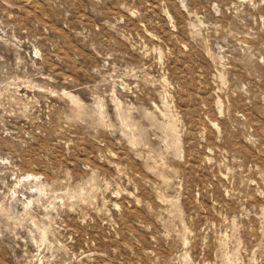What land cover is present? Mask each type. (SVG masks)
Instances as JSON below:
<instances>
[{"label": "rangeland", "instance_id": "rangeland-1", "mask_svg": "<svg viewBox=\"0 0 264 264\" xmlns=\"http://www.w3.org/2000/svg\"><path fill=\"white\" fill-rule=\"evenodd\" d=\"M0 264H264V0H0Z\"/></svg>", "mask_w": 264, "mask_h": 264}]
</instances>
